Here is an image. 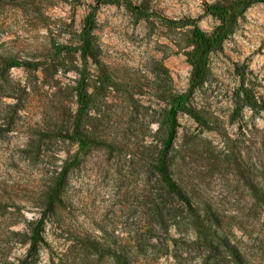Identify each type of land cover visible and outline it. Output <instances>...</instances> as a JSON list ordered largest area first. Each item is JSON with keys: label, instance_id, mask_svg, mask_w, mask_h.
<instances>
[{"label": "rangeland", "instance_id": "obj_1", "mask_svg": "<svg viewBox=\"0 0 264 264\" xmlns=\"http://www.w3.org/2000/svg\"><path fill=\"white\" fill-rule=\"evenodd\" d=\"M99 1L0 0V264H264V0Z\"/></svg>", "mask_w": 264, "mask_h": 264}, {"label": "trees", "instance_id": "obj_2", "mask_svg": "<svg viewBox=\"0 0 264 264\" xmlns=\"http://www.w3.org/2000/svg\"><path fill=\"white\" fill-rule=\"evenodd\" d=\"M109 0H100L99 2H108ZM129 1V0H127ZM230 7H225L222 5H211L206 6L208 13L215 15L218 18V24L215 26L214 30L210 33L203 30L195 20L184 21L181 23L182 26H190L188 34L186 37L185 44L190 50L187 52V60L191 65L192 79L193 81H198L202 79L204 72L207 68V63L210 53L214 51L222 50L223 40L226 35L232 31V26L236 18L232 15ZM93 13H91L87 18V24L90 25L93 19ZM181 22V21H180ZM88 28L85 30V35H88ZM88 43V38H84L83 44ZM79 48V47H78ZM250 105V98H244ZM79 102L81 99L79 97ZM182 111L185 113L192 114L191 109L186 105L184 101V94H180L173 100V113L169 116L170 122H174L177 112ZM173 125V123H172ZM157 170L161 176L162 181L169 188V190L179 194L180 190L173 179L171 174L168 172L166 160L164 155L158 163Z\"/></svg>", "mask_w": 264, "mask_h": 264}]
</instances>
